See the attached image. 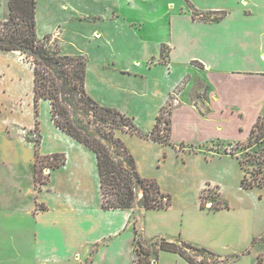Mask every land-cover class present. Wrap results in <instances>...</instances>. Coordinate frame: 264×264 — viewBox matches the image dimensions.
<instances>
[{
	"label": "crops",
	"instance_id": "0c3cea01",
	"mask_svg": "<svg viewBox=\"0 0 264 264\" xmlns=\"http://www.w3.org/2000/svg\"><path fill=\"white\" fill-rule=\"evenodd\" d=\"M188 2L198 17L210 12V19H193L186 0H35V33L38 38L50 35L61 54L83 55L87 94L131 116L142 131L152 129L174 95L173 143L245 140L264 112V0ZM222 11L214 19L212 14ZM7 16V0H0V20ZM39 101L49 108L54 147L43 148L47 137L39 124L38 151L64 153L65 160L49 168L39 188L33 182L28 188L16 183L6 187L12 200L0 196V206L9 211L10 235L18 231L35 238L34 260L29 251L17 264H132L136 234L145 242L160 236L174 240L176 227L173 235L159 224L147 232L138 222L148 208L137 206L134 215L131 208L102 207L95 152L55 126L49 101ZM5 139L9 143L11 136ZM19 141L34 154L32 143L22 137ZM0 149L9 161L17 157L11 143ZM253 224L237 236L240 256L230 264H264V238H258L264 236V220ZM218 228L208 232L220 234ZM164 257L168 264H189L166 250L159 251V264Z\"/></svg>",
	"mask_w": 264,
	"mask_h": 264
},
{
	"label": "rangeland",
	"instance_id": "374dc122",
	"mask_svg": "<svg viewBox=\"0 0 264 264\" xmlns=\"http://www.w3.org/2000/svg\"><path fill=\"white\" fill-rule=\"evenodd\" d=\"M205 15L211 17L208 13ZM212 15L215 18L218 14ZM47 44L56 47L51 41ZM12 51H0V145L9 147L11 143L18 152L15 160L10 161L8 156L0 154V185L2 186L0 196L6 200L13 199L12 195L7 194V185L13 186L17 183L22 188H28L33 182V186L39 188L41 182L47 179L50 168L43 166L47 160L42 159L37 162V173H35L33 149L27 145L23 146L19 141L20 137L40 139V124L43 129L41 135L47 137V145L43 148L54 147L51 143L53 131H51L49 108L40 105V101L36 107L33 104L31 61L24 53ZM173 98L174 95L164 106L159 124L151 132L152 135L168 138L169 144L159 141L141 142L138 134L124 139L121 132H128L125 128L115 129L110 120L106 124H100L92 112L77 109L78 105L74 107V121L87 133L100 138L111 150L115 145L103 139V131L112 130L114 136L120 137L133 155L139 175L154 179L161 189L170 194V206L163 209L148 208L146 214L138 217V222L145 225L147 232L155 230L159 224L163 232L173 235L171 232L176 227L173 241L183 239L215 252L220 253L221 250L228 249L239 253L240 244L237 242V236L244 231L249 232L256 226L253 223L260 226L259 224L264 220V185L249 188L241 185L243 175L248 179L263 177L261 158L264 155V140L256 142L253 137L252 146L247 149L242 148L237 141L224 139L173 143L167 123L170 110L177 103ZM71 104L74 105L75 100H71ZM140 123L146 125L143 118L140 119ZM135 126L142 130L141 127ZM7 134L11 136L9 143L6 141L8 139H5ZM30 143L34 148L33 142ZM230 151L233 154H230ZM136 192L135 202L142 197V188L138 186ZM25 198L28 200L29 197ZM201 202L203 208L200 207ZM224 203H227V207L213 209V206ZM38 206L41 207V204ZM133 206L135 215L138 205L135 203ZM3 209L5 208L0 206V235L2 234L0 264L22 262L24 254L27 255L29 251V255L34 260L35 238L18 231L11 236L7 223L9 211ZM2 214H6V217ZM164 224L166 227L162 228ZM219 226L221 228H218ZM209 227L216 228V231L218 228V232L221 233H216L212 229L208 232ZM157 238L159 237L155 239ZM225 243L229 245L226 246ZM187 252L194 256L191 251ZM195 258L198 259V256ZM162 260L163 264L170 263L167 257ZM227 260L232 262L235 258L229 256Z\"/></svg>",
	"mask_w": 264,
	"mask_h": 264
},
{
	"label": "trees",
	"instance_id": "16d2710c",
	"mask_svg": "<svg viewBox=\"0 0 264 264\" xmlns=\"http://www.w3.org/2000/svg\"><path fill=\"white\" fill-rule=\"evenodd\" d=\"M186 1L193 19H210L208 15L198 17L197 10L191 6L188 0ZM7 5L8 18L0 20V50H15L25 54L31 61L34 106H37L39 99L48 100L54 125L95 152L102 207L133 209L135 203L145 209L170 206V194L161 189L154 179L139 175L135 167L134 157L120 137H115L112 130L103 131V139L113 142L115 145V148L111 150L100 138L87 133L74 121V107L78 105L77 109L92 112L100 124H106L110 120L115 129L125 128L131 134H138L163 144H169L168 138L151 134L153 128L159 124L165 107L161 108L152 129L149 132H144L135 126L131 116L125 115L116 108L99 104L87 94L84 88V56L81 54H61L56 47L47 44L51 41L50 35L45 34L42 38L36 36L35 0H7ZM207 13L210 15V12ZM224 13V11L220 12L214 19L221 18ZM71 100H75L74 105L71 104ZM167 123L170 131V118ZM253 137L256 142L264 140V113L257 117L247 139L238 140L237 143L239 142L242 148L247 149L252 146ZM25 139L33 142L34 145L35 173H37V162L42 159L47 160L43 166L52 168L64 162V153L40 154L38 151L39 138L29 139L25 137ZM229 153L233 154L232 151ZM261 164L263 165V177L248 179L243 175L241 185L244 188L264 185V155L261 158ZM138 186L142 188L143 194L135 202ZM203 206L201 202L200 207L203 208ZM220 207H227V203L213 206V209ZM41 208H44L43 204ZM258 238L262 239L264 236ZM133 249L136 256L133 258L132 264H158L160 250L176 252L189 264H230L227 260L229 256L236 259L240 255L239 253L221 254L183 239L173 241L159 237L144 243L138 234L134 236ZM187 251H191L195 257L198 256V259ZM259 260L262 258L259 257Z\"/></svg>",
	"mask_w": 264,
	"mask_h": 264
},
{
	"label": "built area",
	"instance_id": "2783aa9c",
	"mask_svg": "<svg viewBox=\"0 0 264 264\" xmlns=\"http://www.w3.org/2000/svg\"><path fill=\"white\" fill-rule=\"evenodd\" d=\"M173 101H174V102H178L177 97L173 98Z\"/></svg>",
	"mask_w": 264,
	"mask_h": 264
}]
</instances>
